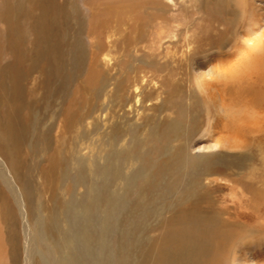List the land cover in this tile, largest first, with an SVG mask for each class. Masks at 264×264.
Listing matches in <instances>:
<instances>
[{"label": "rangeland", "instance_id": "1", "mask_svg": "<svg viewBox=\"0 0 264 264\" xmlns=\"http://www.w3.org/2000/svg\"><path fill=\"white\" fill-rule=\"evenodd\" d=\"M263 82L264 0H0L34 264H264ZM22 228L0 177V264Z\"/></svg>", "mask_w": 264, "mask_h": 264}, {"label": "bare ground", "instance_id": "2", "mask_svg": "<svg viewBox=\"0 0 264 264\" xmlns=\"http://www.w3.org/2000/svg\"><path fill=\"white\" fill-rule=\"evenodd\" d=\"M243 63V62H242ZM253 63V62H252ZM251 64V63H250ZM234 66V65H233ZM244 66H247L244 64ZM250 66V65H249ZM263 66V65H262ZM230 68H232V66H229ZM242 67V66H241ZM252 68V67H251ZM255 68V66H254ZM247 69V68H246ZM245 69V70H246ZM263 69V68H262ZM226 70V69H225ZM228 70V69H227ZM227 72H231L230 70H228ZM225 73V72H224ZM232 73V72H231ZM227 74V73H226ZM235 74V73H234ZM229 75H232V74H229ZM263 85H264V82H263ZM264 87V86H263ZM139 91V88L136 90V92ZM264 99V98H262ZM261 100L260 98H255L252 100V102L250 104H252V106H254L255 108L259 106H262L264 104H261ZM262 110V109H261ZM259 118V117H258ZM257 118V119H258ZM261 120V119H260ZM13 128V127H12ZM8 137V136H7ZM3 138V137H2ZM4 139V138H3ZM6 142V145L7 147L9 148L10 144H9V138L7 139L5 137L4 139ZM3 142V141H2ZM12 149V152L14 148H11ZM9 151V150H7ZM16 151V150H15ZM15 154V153H14ZM13 156V153L10 154V156ZM16 157V156H15ZM0 177L2 178L4 184L6 185V188L9 190V192L11 193L12 195V198L14 200V203H15V206L17 207V210L20 214V217H21V220H22V229H23V244H24V264H34V260H35V257H37L36 255H38V253H40V249L37 250V247H36V241H37V238L36 236L38 234H36L35 236V233L39 232V223L36 224V227L38 228L37 231H33V227L34 226H31L30 224V217L28 215V209H27V203L25 202V199H24V195H23V190L22 188L19 186L18 182H17V179H16V175L12 172V170H8L7 169V166L5 164V162L3 161V159L0 157ZM12 219V218H11ZM41 227V226H40ZM40 236H42L43 234L45 235L46 234V238L48 237L49 238V235L47 233H43L42 232H39ZM39 236V235H38ZM44 237V238H45ZM50 242H53L51 241V239L48 240V243L47 244H50L49 247H48V250L46 251H49V248L52 249V250H56V248L54 247V245H52ZM34 244V245H33ZM11 245L13 247H15V243L12 241L11 242ZM58 247V246H57ZM58 249V248H57ZM70 250V249H69ZM59 251V250H58ZM47 253V252H46ZM57 254L59 252H56ZM51 254V253H50ZM58 256V255H57ZM42 260L43 259H47L46 257L41 256ZM53 257V256H52ZM58 258V257H57ZM70 258V257H69ZM68 259V256H66L65 259H61L59 258V261H58V264H63L62 262L64 260H67ZM49 260V259H47ZM51 260V258H50ZM53 260H55V256L53 257ZM56 262V261H55ZM54 261H50L49 263L50 264H55ZM72 263V262H71Z\"/></svg>", "mask_w": 264, "mask_h": 264}]
</instances>
